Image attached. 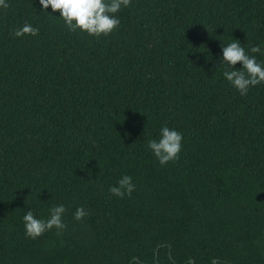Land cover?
<instances>
[{
  "label": "trees",
  "instance_id": "16d2710c",
  "mask_svg": "<svg viewBox=\"0 0 264 264\" xmlns=\"http://www.w3.org/2000/svg\"><path fill=\"white\" fill-rule=\"evenodd\" d=\"M6 3L0 264H264V84L242 96L217 68L222 42L264 48V0H132L101 37ZM25 23L38 36L16 38ZM163 125L184 140L162 167ZM125 174L136 190L112 196ZM58 204L66 229L27 237L25 211Z\"/></svg>",
  "mask_w": 264,
  "mask_h": 264
},
{
  "label": "clouds",
  "instance_id": "9594fccd",
  "mask_svg": "<svg viewBox=\"0 0 264 264\" xmlns=\"http://www.w3.org/2000/svg\"><path fill=\"white\" fill-rule=\"evenodd\" d=\"M131 3L132 0H39L43 11L48 12L50 8L52 13H59V18L70 32H81L94 37L107 36L117 30L121 23L120 11ZM0 7H8L6 0H0ZM13 34L16 38L36 37L39 29L25 23L16 28ZM256 54L264 56V48L253 45L246 51L236 39L221 44L217 68L223 69V78L242 96L247 95L251 88L264 84V61L258 60ZM238 64L241 65L240 68H237ZM183 140L181 132L163 125L157 138L147 140L146 147L163 167L179 159ZM135 190L132 177L126 174L108 188L112 196L121 199L131 197ZM66 212V207L58 204L50 208L46 218H39L28 208L22 218L26 236L35 240L53 229L57 233L62 232L67 227L64 222ZM87 215L85 208L81 206L76 209L74 219L80 222Z\"/></svg>",
  "mask_w": 264,
  "mask_h": 264
},
{
  "label": "water",
  "instance_id": "95a60500",
  "mask_svg": "<svg viewBox=\"0 0 264 264\" xmlns=\"http://www.w3.org/2000/svg\"><path fill=\"white\" fill-rule=\"evenodd\" d=\"M133 262H139V259L138 258H136V259H134V261ZM192 263H194V261H192ZM157 264H159V263H157ZM215 264H218V261H215Z\"/></svg>",
  "mask_w": 264,
  "mask_h": 264
}]
</instances>
